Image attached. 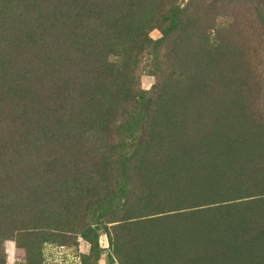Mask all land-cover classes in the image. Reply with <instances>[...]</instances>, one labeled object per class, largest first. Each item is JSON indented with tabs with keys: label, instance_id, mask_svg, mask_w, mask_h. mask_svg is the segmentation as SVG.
Instances as JSON below:
<instances>
[{
	"label": "rangeland",
	"instance_id": "rangeland-1",
	"mask_svg": "<svg viewBox=\"0 0 264 264\" xmlns=\"http://www.w3.org/2000/svg\"><path fill=\"white\" fill-rule=\"evenodd\" d=\"M0 264H264V0H0Z\"/></svg>",
	"mask_w": 264,
	"mask_h": 264
},
{
	"label": "trees",
	"instance_id": "trees-1",
	"mask_svg": "<svg viewBox=\"0 0 264 264\" xmlns=\"http://www.w3.org/2000/svg\"><path fill=\"white\" fill-rule=\"evenodd\" d=\"M77 44H80V43H79V42H77V43H76V45H77ZM61 45H63V46H66V42H65V41H64V42H62V43H61Z\"/></svg>",
	"mask_w": 264,
	"mask_h": 264
}]
</instances>
